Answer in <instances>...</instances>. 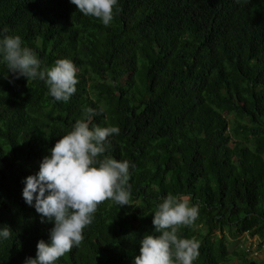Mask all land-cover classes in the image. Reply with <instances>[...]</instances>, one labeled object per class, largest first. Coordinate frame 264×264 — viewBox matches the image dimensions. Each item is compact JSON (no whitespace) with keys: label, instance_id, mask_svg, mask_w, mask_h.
Wrapping results in <instances>:
<instances>
[{"label":"trees","instance_id":"trees-1","mask_svg":"<svg viewBox=\"0 0 264 264\" xmlns=\"http://www.w3.org/2000/svg\"><path fill=\"white\" fill-rule=\"evenodd\" d=\"M104 26L70 0H0V29L19 35L42 67L70 59L77 91L67 103L43 81L15 79L0 63V264L35 258L53 224L41 223L23 181L85 108L115 126L108 153L128 160V206L101 202L84 239L57 264H133L167 194L200 205L190 227L193 264H264L229 238L264 251V0H119Z\"/></svg>","mask_w":264,"mask_h":264},{"label":"clouds","instance_id":"clouds-1","mask_svg":"<svg viewBox=\"0 0 264 264\" xmlns=\"http://www.w3.org/2000/svg\"><path fill=\"white\" fill-rule=\"evenodd\" d=\"M84 16L99 19L108 26L120 11L119 0H70ZM0 29V63L15 79L40 80L47 86V95L55 102L67 103L77 91L78 69L70 59H58L51 67H42L35 51L23 45L19 35H9ZM84 119L77 120L72 129L49 150L35 175L24 181L22 197L34 207L41 223H51L48 240L37 243L35 258L24 264H57L59 259L78 247L83 232L92 224L98 205L111 200L124 207L131 198L128 160H117L106 154L110 137L119 134L115 126L101 127L92 118L101 115L91 107L84 109ZM200 205L191 197L169 193L163 197L153 214V234L140 240V254L133 264H193L199 256L200 244L195 238L181 237V226L190 227L197 220ZM7 226L0 227V241L11 237Z\"/></svg>","mask_w":264,"mask_h":264},{"label":"rangeland","instance_id":"rangeland-1","mask_svg":"<svg viewBox=\"0 0 264 264\" xmlns=\"http://www.w3.org/2000/svg\"><path fill=\"white\" fill-rule=\"evenodd\" d=\"M249 235H243L240 241H234L233 239L229 238V250L231 253H234L235 249H238V247L242 248H250L253 257H257L262 259L264 257V251L258 250L259 241L257 238H254L252 240H248Z\"/></svg>","mask_w":264,"mask_h":264},{"label":"built area","instance_id":"built-area-1","mask_svg":"<svg viewBox=\"0 0 264 264\" xmlns=\"http://www.w3.org/2000/svg\"><path fill=\"white\" fill-rule=\"evenodd\" d=\"M247 236V235H246ZM248 238V240H252V239H254V238H250V237H247ZM250 249V248H249ZM258 249V248H257Z\"/></svg>","mask_w":264,"mask_h":264}]
</instances>
